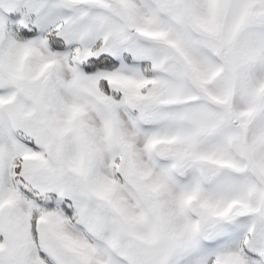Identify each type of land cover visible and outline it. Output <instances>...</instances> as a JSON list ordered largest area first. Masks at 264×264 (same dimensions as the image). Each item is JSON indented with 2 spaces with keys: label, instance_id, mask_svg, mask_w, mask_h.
<instances>
[{
  "label": "snow or ice",
  "instance_id": "6c2138e0",
  "mask_svg": "<svg viewBox=\"0 0 264 264\" xmlns=\"http://www.w3.org/2000/svg\"><path fill=\"white\" fill-rule=\"evenodd\" d=\"M0 264H264V0H0Z\"/></svg>",
  "mask_w": 264,
  "mask_h": 264
}]
</instances>
